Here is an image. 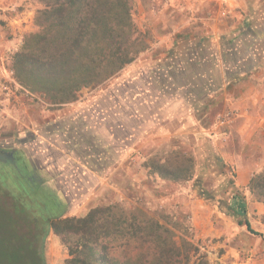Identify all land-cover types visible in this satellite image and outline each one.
<instances>
[{
  "label": "rangeland",
  "instance_id": "obj_1",
  "mask_svg": "<svg viewBox=\"0 0 264 264\" xmlns=\"http://www.w3.org/2000/svg\"><path fill=\"white\" fill-rule=\"evenodd\" d=\"M15 6L0 7V150L12 151L19 166L0 164V197L7 202V194L15 193V209L32 210L44 222L34 203L17 192V169L20 187L25 178L53 186L66 202V216L111 205L158 222L187 255L186 264H264V233L258 229L264 212L247 210L253 233L226 208L235 188L246 202L260 200L247 185L236 184L264 171V111L250 114L245 129L239 110L226 114L222 101L209 108L215 102L205 82L211 74L221 82L222 75L254 73L253 58L264 45V0H133L144 49L108 80L82 87L76 99L61 104L14 78L12 56L23 37L37 30L34 18L42 5L23 0ZM185 109L194 121L185 119ZM172 150L193 158L188 180L161 178L144 166L149 157ZM138 247L111 248L109 255L151 256V249ZM42 253L45 264H64L68 257L50 231Z\"/></svg>",
  "mask_w": 264,
  "mask_h": 264
},
{
  "label": "trees",
  "instance_id": "obj_2",
  "mask_svg": "<svg viewBox=\"0 0 264 264\" xmlns=\"http://www.w3.org/2000/svg\"><path fill=\"white\" fill-rule=\"evenodd\" d=\"M37 1L42 5L34 18L37 30L23 37L11 66L23 88L47 96L53 104L73 101L82 87L108 80L145 47L132 19L133 0ZM170 152L163 158L149 157L144 166L161 178L188 180L193 158L181 151ZM17 169L18 177L13 175L17 192L34 203L44 222L32 210L15 209V193L7 194V202L0 197V264H45L42 246L49 231L67 247L64 264H186L187 255L158 222L124 215L111 205L92 207L81 216H66V202L53 186L25 178L20 187ZM4 184L1 178L0 185ZM247 186L264 202V171L253 174ZM246 207L245 195L235 188L226 204L228 214L256 233ZM131 245L151 249V256L109 255L111 248L127 250Z\"/></svg>",
  "mask_w": 264,
  "mask_h": 264
},
{
  "label": "crops",
  "instance_id": "obj_3",
  "mask_svg": "<svg viewBox=\"0 0 264 264\" xmlns=\"http://www.w3.org/2000/svg\"><path fill=\"white\" fill-rule=\"evenodd\" d=\"M21 2H23V0H0V7L3 9L6 7L7 8L11 7L14 9L16 7L15 5H18ZM14 12H16V10H14ZM8 13L13 14L11 13V11ZM23 13L24 15L22 16V18H26L25 10L23 11ZM5 17L8 18V20H10L9 15L7 16L5 14ZM216 47H217L216 50L218 51L219 48L218 46ZM258 50H260V53H258L257 56L253 58L254 62H252V65L250 64L252 66L251 68L252 71H254V73L248 74L247 78H242L241 77L242 73L240 72L237 74L235 73L232 74L233 77H230L231 74L227 75L226 77L225 76L223 77L222 75L221 82H219V78H214L212 74L209 75L210 78L205 79L206 86L207 84L210 86V87L207 86L208 89L206 95L208 97L210 96L212 102H215L214 104L211 103L209 108L211 110L212 108L216 109L218 107L217 105L219 104V101H222L223 102L222 107L224 110L227 111L226 114H229V112H232L234 109L239 110L238 111L239 115H244L246 117V119L244 120L245 129L249 128V126H251V121H253V120L249 121L250 118L248 117L249 116L251 117L250 114L257 112L260 114L261 112L264 111V45L263 47H259ZM202 58L203 59L201 60V63H203L204 59H207L205 56H203ZM215 62L217 63L216 66L218 67L219 61H215ZM241 62H243L244 64L247 63V60L243 58ZM246 79L247 82L244 85L242 84L243 86L239 84L242 81H245ZM222 89L225 90L220 93ZM202 105L203 108L207 107L205 104ZM198 107L200 108L201 106L198 105ZM192 112H193L192 110L187 111V109H185V113L188 114L185 119H190V120L192 119L194 121V119L191 117ZM260 118H261V122L259 123L264 124V117H260ZM216 128H218V125L217 124L213 125L212 131H215ZM219 133L220 131L218 130L216 131L215 135H218ZM249 179L250 178H247L242 182L238 181L236 187L246 188ZM244 193L246 194L247 192L244 191ZM247 205L248 207H246V209L248 210V215H250L251 212L249 211H251V209L254 207L257 208L258 210V212L256 213H259L260 210L264 212V203H262L261 200H256L254 201V203L246 202V206ZM253 218L255 222L260 223L259 217H253ZM248 221L250 223V226L254 227L253 221L251 219H248ZM259 225H260L258 226L259 231H262L264 233V224L260 223Z\"/></svg>",
  "mask_w": 264,
  "mask_h": 264
},
{
  "label": "flooded vegetation",
  "instance_id": "obj_4",
  "mask_svg": "<svg viewBox=\"0 0 264 264\" xmlns=\"http://www.w3.org/2000/svg\"><path fill=\"white\" fill-rule=\"evenodd\" d=\"M14 159L15 158L12 151L0 150V164L5 163L9 160L10 162H12L15 168H18L19 165Z\"/></svg>",
  "mask_w": 264,
  "mask_h": 264
}]
</instances>
